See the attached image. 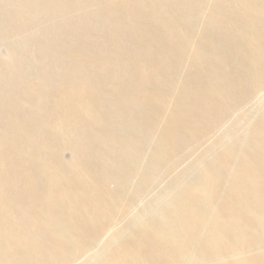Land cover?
Returning a JSON list of instances; mask_svg holds the SVG:
<instances>
[{"label":"rangeland","instance_id":"rangeland-1","mask_svg":"<svg viewBox=\"0 0 264 264\" xmlns=\"http://www.w3.org/2000/svg\"><path fill=\"white\" fill-rule=\"evenodd\" d=\"M241 259L264 264V0H0V264Z\"/></svg>","mask_w":264,"mask_h":264},{"label":"bare ground","instance_id":"bare-ground-1","mask_svg":"<svg viewBox=\"0 0 264 264\" xmlns=\"http://www.w3.org/2000/svg\"><path fill=\"white\" fill-rule=\"evenodd\" d=\"M202 191H205L204 189H202ZM232 217V219L233 218H235V215H232L231 216ZM221 220L220 221H216V222H213V227H212V230H211V235H214L215 237H219L221 234H220V232H219V226H221L220 225V223H227L226 222V218H220ZM232 227V226H231ZM234 227H235V225H234ZM233 228V227H232ZM246 232V231H245ZM225 236V235H224ZM254 241V240H253ZM229 248V250H232L233 248H234V246H232V245H229L228 246ZM227 249H225V251H226ZM229 250H227V251H229ZM210 251H212L213 253H215V254H222V251H221V249H219V248H216V247H212L211 246V250ZM209 254V253H208ZM179 260L180 259H176L175 260V263H177V262H179ZM253 260H251V259H241L240 260V263L241 264H257V263H255V262H252Z\"/></svg>","mask_w":264,"mask_h":264}]
</instances>
